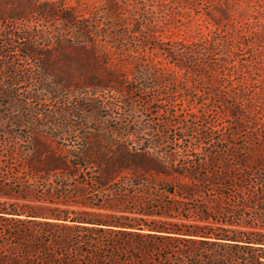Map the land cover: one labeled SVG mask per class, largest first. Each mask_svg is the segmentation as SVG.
I'll return each mask as SVG.
<instances>
[{
  "label": "rangeland",
  "instance_id": "1",
  "mask_svg": "<svg viewBox=\"0 0 264 264\" xmlns=\"http://www.w3.org/2000/svg\"><path fill=\"white\" fill-rule=\"evenodd\" d=\"M48 1L76 14L78 22L70 25L54 18L48 28L38 15L32 16L25 25L42 34L40 46L48 43V48H54L51 46L60 38L56 34L62 26L90 24L85 30L91 35L83 37L70 29L66 39L78 35L99 58V72L110 69L123 77L114 89L63 88L52 80L40 84L24 78L12 85L14 76L11 70L1 68L0 60V86L21 104L10 109L7 104L15 101L0 97V202L39 204L42 194L35 186L23 193L25 168L20 164L38 148L65 155L70 165L79 163L74 155L95 145L113 163L119 160L121 149L132 153L141 149L157 157L164 164V173L146 174L142 181L120 172L100 190L107 208L104 213L148 222L192 223L196 201L215 198L210 182L202 184L197 182L198 177L189 178L191 167H202L206 175L225 172L222 166H226L237 183L249 180L244 178L250 174V180L258 178L261 171H250L238 163L252 157L250 152L258 151L254 144L264 141V0ZM110 6L117 8L115 13L107 12ZM216 8L230 17L221 20L218 27L209 16V11ZM213 17L218 19L219 15ZM6 27L7 32L18 34V25ZM44 28L47 32L40 31ZM22 43L18 39L12 42L15 52L10 58L21 70L35 71L42 60L69 68L67 48L45 52L46 58L27 59V51H17ZM215 43L218 45L212 46ZM41 47L43 52L47 49ZM191 52L200 65L183 63ZM225 52L230 55L225 56ZM251 107L255 113L247 112ZM17 112L21 116L18 123ZM80 114L85 120L77 118ZM242 114L246 118L241 119ZM83 164L91 168L87 174L74 167L68 173H76L79 182L88 180L79 187L90 196L97 188L92 181L94 168L86 161ZM18 181L23 185L15 183ZM175 186L197 187L200 191L189 199L178 197V189L175 196L169 195L166 189ZM226 191L229 201L236 202V187ZM41 205L44 209L54 207L50 203ZM0 254L5 256L1 246Z\"/></svg>",
  "mask_w": 264,
  "mask_h": 264
},
{
  "label": "trees",
  "instance_id": "2",
  "mask_svg": "<svg viewBox=\"0 0 264 264\" xmlns=\"http://www.w3.org/2000/svg\"><path fill=\"white\" fill-rule=\"evenodd\" d=\"M5 1L8 5L6 7ZM62 9L48 0H0L1 68L11 70L15 80L12 85L24 78L40 84L52 80L63 88L114 89V86L121 83L123 76L110 69L99 72V58L93 49L86 48V41L78 38V35H70L66 39L70 29V32L79 33L83 37L91 35V31L85 30L91 27L90 24L82 27L75 25L73 28L62 26L56 34L60 38L55 41V46H51L54 48H48V43L41 45L48 49L44 52L38 43L42 34L32 26L25 25L34 15L44 20L48 28L50 20L54 18L70 25L78 22L76 14ZM116 10L110 6L107 12L115 13ZM213 11H209V16L217 27L221 20L230 19L225 10L216 8ZM216 13L218 19L213 17ZM92 18H95V14H92ZM8 24L18 25V34L7 32ZM79 29L81 32H78ZM40 31L47 32V29ZM15 39L23 40L17 51H27V59L45 57L48 56L45 52H60L67 48L69 59L66 64L69 68L61 69L54 62L42 60L35 71L21 70L14 59L10 60L15 52L12 46ZM224 55L228 57L230 52ZM90 59L94 63H88ZM184 59L185 62H182L189 65L195 62L201 64L194 52ZM184 68L191 70L188 66ZM0 97L15 101L7 104L10 109L21 107L12 92L4 90L2 86ZM253 111L255 113L252 107L247 110L248 113ZM17 115L15 120L18 123L21 116L19 112ZM242 116L241 119L246 118ZM77 118L85 120L82 114ZM15 126L19 127L17 124ZM177 137L182 139L181 136ZM254 146L258 147V151H251L252 157L242 158L238 164L248 167L250 171H261L255 181L250 180L251 174L244 178L249 180H239V183L233 181L226 166H222L225 172L219 170V174H213L212 171L206 175L202 174V167L192 169L190 166L189 178L194 180L198 177L197 182L202 184L210 182L215 198L207 196L197 200L193 208L196 218L189 224L160 220L148 222L103 212L107 208L100 190L120 172H126L142 181L146 174L164 173V164L148 151L137 149L132 153L121 149L119 160L113 163L104 155L102 148L95 145L91 149L86 148L81 155H74L79 163L70 165L65 155L35 149L20 161L25 168V185L20 181L15 183L25 187V194L29 191L28 187L35 186L42 197L37 200V206L0 202V238L4 240L0 246L5 253V256L0 254V264H264V141L260 140ZM83 161L94 168L95 178L92 181L97 188L96 194L91 192L90 196L79 187L86 185L88 180L79 182L76 173L73 176L68 173L70 167H74L87 174L91 168L83 164ZM232 187L238 191L236 202L229 201L226 191ZM43 189L45 192H42ZM176 189L181 194L178 197L187 199L200 191L197 187L191 190L184 186L167 188L166 191L175 196ZM23 198L26 199L25 196ZM43 203H50L54 207L44 209L41 205Z\"/></svg>",
  "mask_w": 264,
  "mask_h": 264
}]
</instances>
